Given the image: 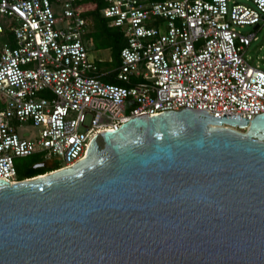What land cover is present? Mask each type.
Wrapping results in <instances>:
<instances>
[{"label":"water","instance_id":"obj_1","mask_svg":"<svg viewBox=\"0 0 264 264\" xmlns=\"http://www.w3.org/2000/svg\"><path fill=\"white\" fill-rule=\"evenodd\" d=\"M0 264H264V112L137 114L0 179Z\"/></svg>","mask_w":264,"mask_h":264},{"label":"built area","instance_id":"obj_2","mask_svg":"<svg viewBox=\"0 0 264 264\" xmlns=\"http://www.w3.org/2000/svg\"><path fill=\"white\" fill-rule=\"evenodd\" d=\"M77 2L0 0V35L11 39L0 48V179L23 180L15 158L35 153L63 163L30 178L70 166L93 135L137 114L188 106L249 121L264 112V70L243 56L264 25V0H104L101 15L125 37L122 84L98 77L102 59L89 52ZM23 124L38 128L34 139L18 132Z\"/></svg>","mask_w":264,"mask_h":264},{"label":"trees","instance_id":"obj_3","mask_svg":"<svg viewBox=\"0 0 264 264\" xmlns=\"http://www.w3.org/2000/svg\"><path fill=\"white\" fill-rule=\"evenodd\" d=\"M105 5L104 0H78L77 2L87 29L85 39H90L97 49L108 48L111 52V61L97 63L99 71L104 70V75L98 74V77L106 82L122 84L115 79V71L119 63L120 50L125 45V37L118 28L109 27L107 18L101 15V9ZM27 158L33 161L28 167L18 170L19 179L30 178L58 168V165L49 167L48 162H46L47 166L41 168L39 166L41 159L37 155H29Z\"/></svg>","mask_w":264,"mask_h":264},{"label":"rangeland","instance_id":"obj_4","mask_svg":"<svg viewBox=\"0 0 264 264\" xmlns=\"http://www.w3.org/2000/svg\"><path fill=\"white\" fill-rule=\"evenodd\" d=\"M243 1V0H239ZM52 9L54 11V14L56 17H62V6L57 3H52ZM59 25V23L57 24ZM237 29L240 30L242 33H248L252 30H254L253 26H243V27H237ZM5 42H11V39L6 36L5 33L0 35V48ZM87 42V41H86ZM86 45L88 46L89 52L91 55L95 57H99L98 55L101 53L104 55V53H108L109 51L106 50L105 52H101L99 49H97L92 42H87ZM102 50V49H101ZM243 56L248 60V62L253 66H258L261 69L264 70V25L260 28H257L256 31V39L252 40L251 44L247 47H245L243 51ZM18 132L20 134H24L26 137L30 139H34L35 136L38 134V128L34 127L29 124H23L19 129ZM33 155H37V157L41 158L40 153H35ZM33 159L27 158V157H17L15 158L16 167H17V176L19 178L18 170L24 169L28 167ZM48 162V166L52 167L55 165L62 164V160L59 157H52L50 160L46 161Z\"/></svg>","mask_w":264,"mask_h":264},{"label":"crops","instance_id":"obj_5","mask_svg":"<svg viewBox=\"0 0 264 264\" xmlns=\"http://www.w3.org/2000/svg\"><path fill=\"white\" fill-rule=\"evenodd\" d=\"M86 41L88 42H91V40L89 39V40H87L86 39ZM101 52H105L106 50H108L109 52L107 53H104V55H102L101 53L98 55L101 59H102V63H108L109 61H111V52H110V49H108V48H105V49H99ZM93 56V55H92ZM101 62H98V63H101ZM117 66H118V64H117ZM117 66H116V68H117ZM101 75H104V70H101Z\"/></svg>","mask_w":264,"mask_h":264},{"label":"flooded vegetation","instance_id":"obj_6","mask_svg":"<svg viewBox=\"0 0 264 264\" xmlns=\"http://www.w3.org/2000/svg\"><path fill=\"white\" fill-rule=\"evenodd\" d=\"M39 162L41 163L39 166L42 168V167H45V166H47V163H46V161H43V160H39Z\"/></svg>","mask_w":264,"mask_h":264}]
</instances>
